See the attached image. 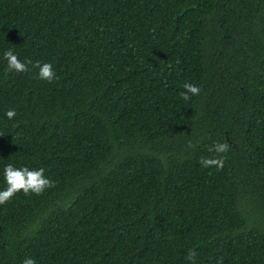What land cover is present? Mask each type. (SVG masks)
<instances>
[{
	"label": "trees",
	"instance_id": "1",
	"mask_svg": "<svg viewBox=\"0 0 264 264\" xmlns=\"http://www.w3.org/2000/svg\"><path fill=\"white\" fill-rule=\"evenodd\" d=\"M8 48L56 78L0 58V170L55 183L0 205V264H264V0H0Z\"/></svg>",
	"mask_w": 264,
	"mask_h": 264
},
{
	"label": "clouds",
	"instance_id": "2",
	"mask_svg": "<svg viewBox=\"0 0 264 264\" xmlns=\"http://www.w3.org/2000/svg\"><path fill=\"white\" fill-rule=\"evenodd\" d=\"M2 58L6 62V70L11 73H25L29 71V65L37 69V78L52 82L56 78V73L53 65L50 62H32L30 60H21L18 58V53L12 48L5 49L2 53ZM183 91L179 93L182 101H189L192 97L199 95L201 88L190 82L182 84ZM17 115L14 108H9L4 112V117L12 121ZM191 146V145H190ZM229 145L227 142H213L208 148L212 157H200L199 164L202 168L215 167L220 169L224 166L223 154L227 152ZM45 169L29 168L28 166L16 167L13 163L4 164L0 170L4 187L0 188V205L9 202L11 198L18 192L27 194H41L46 189L53 186L55 183L48 176L44 175ZM194 253H189V259L192 258ZM21 264H37V261L32 257H26L22 260Z\"/></svg>",
	"mask_w": 264,
	"mask_h": 264
}]
</instances>
